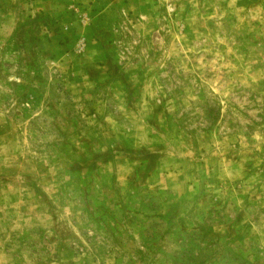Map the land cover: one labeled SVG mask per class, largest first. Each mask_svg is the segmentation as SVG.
Segmentation results:
<instances>
[{"label": "rangeland", "instance_id": "rangeland-1", "mask_svg": "<svg viewBox=\"0 0 264 264\" xmlns=\"http://www.w3.org/2000/svg\"><path fill=\"white\" fill-rule=\"evenodd\" d=\"M176 233L264 264V0H0V264H172Z\"/></svg>", "mask_w": 264, "mask_h": 264}, {"label": "trees", "instance_id": "trees-1", "mask_svg": "<svg viewBox=\"0 0 264 264\" xmlns=\"http://www.w3.org/2000/svg\"><path fill=\"white\" fill-rule=\"evenodd\" d=\"M207 114L209 115L210 110L206 111ZM175 241L174 243L177 244V246H180V252L178 253V255H172L171 256V263L172 264H190L193 262L194 260V256L192 255L191 252V239L189 238H185L182 234H175ZM187 240V241H186ZM185 245V246H184ZM198 247V246H197Z\"/></svg>", "mask_w": 264, "mask_h": 264}]
</instances>
